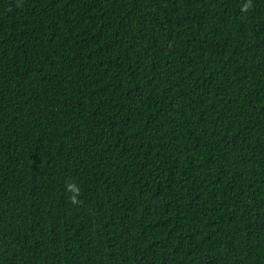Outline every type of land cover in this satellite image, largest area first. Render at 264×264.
I'll use <instances>...</instances> for the list:
<instances>
[{
  "label": "trees",
  "instance_id": "1",
  "mask_svg": "<svg viewBox=\"0 0 264 264\" xmlns=\"http://www.w3.org/2000/svg\"><path fill=\"white\" fill-rule=\"evenodd\" d=\"M0 264H264V0H0Z\"/></svg>",
  "mask_w": 264,
  "mask_h": 264
},
{
  "label": "clouds",
  "instance_id": "2",
  "mask_svg": "<svg viewBox=\"0 0 264 264\" xmlns=\"http://www.w3.org/2000/svg\"><path fill=\"white\" fill-rule=\"evenodd\" d=\"M71 187V186H70ZM77 191H78V189H77ZM73 202H75L74 200H73Z\"/></svg>",
  "mask_w": 264,
  "mask_h": 264
}]
</instances>
